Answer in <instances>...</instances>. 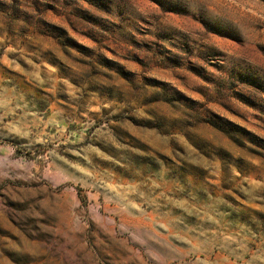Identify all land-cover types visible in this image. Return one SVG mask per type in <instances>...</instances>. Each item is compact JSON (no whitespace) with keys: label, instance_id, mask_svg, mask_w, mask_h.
<instances>
[{"label":"rangeland","instance_id":"1","mask_svg":"<svg viewBox=\"0 0 264 264\" xmlns=\"http://www.w3.org/2000/svg\"><path fill=\"white\" fill-rule=\"evenodd\" d=\"M0 264H264V0H0Z\"/></svg>","mask_w":264,"mask_h":264}]
</instances>
